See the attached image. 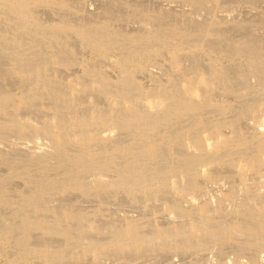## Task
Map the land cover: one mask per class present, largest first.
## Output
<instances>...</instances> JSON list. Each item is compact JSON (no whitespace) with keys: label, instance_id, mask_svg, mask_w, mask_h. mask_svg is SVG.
Returning <instances> with one entry per match:
<instances>
[{"label":"rangeland","instance_id":"1","mask_svg":"<svg viewBox=\"0 0 264 264\" xmlns=\"http://www.w3.org/2000/svg\"><path fill=\"white\" fill-rule=\"evenodd\" d=\"M66 1L67 5L64 7L55 4L37 6L35 15L38 22L45 25V22L69 21L76 22L75 24L82 23L85 26L96 25L99 21L107 22L110 35L101 42L96 51L91 43L73 32L60 31L57 37L49 38L45 36L46 33L43 30L36 33L34 31L35 34L27 31V28L19 31L15 15L3 4L4 1L0 0V90L5 92L8 90L12 93L11 95L14 94V98H17L16 103L10 100L11 105L7 107V115L0 112L2 122L8 115L10 116L7 118L10 120L7 121L10 122L8 123L10 126L6 124L7 122L4 124L0 122V125L7 126V129L0 126V130L4 132L0 133V190H2L0 192V236L3 237L0 238V264H264V246H259L252 238L250 241L247 238L249 236H244V240L243 235L229 233V235L221 236L222 240L217 237L215 240L212 233L210 234L212 239H210L206 235L208 231L200 232V230L204 231L203 227L208 229L210 226L209 228L218 229L230 222L238 221L239 223L240 220L242 225L243 222L249 225L254 221L257 222L260 216H264V164L244 171L239 167L237 159L245 153L243 152L245 150L239 149L232 143L219 145L220 134L223 137L226 135L227 140L234 142L239 141L236 136L240 135H242L240 138L250 141L257 133L255 128L264 129V103L258 104L264 100V0ZM162 27L167 28V33L176 31V34L175 31L171 33L174 36L172 42L150 38L147 44L125 38L128 34L146 33V30L151 32L155 28ZM147 47L150 49L149 53L144 54ZM214 47L217 50H214ZM173 49L175 52H171ZM54 53L57 54L53 55ZM175 56L178 57L174 60ZM215 56H217L216 61ZM56 57H59L57 58L59 60ZM20 58L26 62L22 63ZM32 58L36 60V64H40L38 66L44 67L41 66L44 72H41L42 77L40 75L38 78L39 83L36 89L29 93L31 82L28 81L31 78L29 73L26 75L24 70L19 73L14 66L19 67L18 64H20V68L22 65L24 66L22 68H25L27 65L24 64H27V61L29 63ZM120 58H124L125 63ZM53 59L60 62L52 63ZM215 62L216 67H224L227 73L222 80L218 79L214 84L215 89L212 92L214 99L207 102L204 110H201V115L187 113L161 125L153 131L154 133H149V136L143 132L144 130L140 131L145 135H142L140 131L138 133L137 128L127 129V131L115 128L116 122L112 119L114 117L112 113L115 114L118 111L117 104L120 111L125 107V104H121V97H126V101L133 102L138 108H142L148 97L153 96L151 94L165 90L179 93L182 88H186L184 85L195 74L210 73V67L213 68ZM95 84L100 86V90L94 88ZM19 93L26 96L21 94L19 96ZM151 97L150 99L153 98ZM110 98L113 100L115 98L117 102L114 101L111 105ZM26 99L28 101L25 102ZM21 102L24 106H20L19 109ZM8 103L5 105L8 106ZM220 106L226 108L219 109ZM114 107L117 111L113 109L111 112ZM8 112L13 113L8 114ZM17 112L19 115L16 114ZM96 113L101 116L98 120L94 117L97 116ZM107 113L108 116L105 117ZM13 116L14 119L17 118V121H23V125L19 124L20 128L16 127L17 130L11 128L15 124ZM54 116L63 117L66 120L57 119L60 121H58L60 128L64 126L63 122L68 125L67 122L71 119L76 121L71 120L70 127L65 125L66 128H70V131L69 129L67 131L71 132L67 136V141L74 132L72 129L76 127L74 129L76 133L80 130L78 127L80 121L77 120L83 117L88 121L85 123L94 136L92 143H95L96 147L104 145L105 142L110 143L107 136H111L108 139L113 141L120 139L127 141V138L131 141L130 138L133 136L132 140L135 138L138 141L140 137L144 141L149 139L151 144L156 143L155 154L149 155V158L142 162L146 168L140 162L138 166L143 167L136 168V172L140 171L141 174L143 168L148 169V171L143 169L144 181L141 180L140 174L137 176L141 182L136 176L137 178L129 183L128 188L121 184V178L124 180L129 174L127 165H124L125 162L135 158L133 154H136V157L141 155V152L137 154L136 151L146 145H143L141 139L139 140L142 144L138 141L140 145L138 149L130 150L132 152L129 153L132 156L128 155V160L126 157L121 158L124 153H120L121 156H119L116 155L118 152H113L117 160L113 158L112 161L115 163L111 161V166L105 164L104 168L98 167V161L96 166L94 165L96 169L90 166L93 170L88 168L80 172L75 170L72 172V162L69 161V157L75 154L74 149H79L73 137L70 139L71 142L69 140L70 143H66V148H69L66 155H55L53 147L48 161L45 160L44 164L33 163L29 157L32 151L39 150L37 148L41 147L51 150V146H55L54 138L49 132L50 127L45 125L50 122V126H53L49 118ZM55 117L51 119L57 124ZM199 117L204 121L196 125ZM217 120L222 121L220 126L223 134L211 131L210 127H207L211 125V121L217 122ZM76 123L77 125H73ZM43 125L46 127L44 128ZM136 129L137 133L134 131ZM180 129H189L186 137L179 138L175 135V132ZM208 138L210 140L208 141L214 144L212 152L222 156L220 165H212L211 176L206 181L198 177L197 181L200 183L196 189H182L179 193L176 192L172 188L174 181L171 180L178 178L175 180L179 182L177 184H184L187 178L183 180L185 172L181 170L183 172L181 173L180 167L176 169L180 155H185L189 151L204 155L207 152L204 141ZM216 141L218 145H215ZM223 155L226 156L225 159ZM116 161L118 165L119 161L124 164L118 166ZM115 165L119 168L126 167V171L117 166L114 169ZM117 168L119 171L123 170L121 172L124 175ZM204 168L207 166L200 169ZM200 169L196 171L198 176H200ZM194 170H196L195 167L193 173ZM144 172L149 174L145 176ZM163 172L165 174H162ZM67 173L76 176L79 187L63 192L58 186ZM100 177L102 180L108 179L109 182L106 183L107 179L103 181L104 183L102 182L104 185H109L111 181H113L111 184L115 183L109 187L105 185V191L95 189L92 183L93 181L95 184L100 183L102 181ZM47 182L45 190L55 185L54 190L43 196L40 201H35L33 196L36 195V190L42 186V183ZM132 182L138 185L136 186L135 183L133 185ZM116 183L118 184L115 186ZM191 183L194 182L191 180L186 182L188 187ZM87 188L90 190L86 193ZM204 202L211 205L210 212L213 209L208 217L197 213V206ZM37 203H41L40 205L47 209L43 216L36 211ZM64 210H67L66 215H63ZM67 215L70 217L64 219ZM253 216L258 218L255 219ZM131 218L133 221L130 222ZM28 221L34 223L29 224ZM37 222H40L39 225L50 223L54 232L47 234L44 228L37 227ZM127 223L138 226L136 228L138 239L135 237L136 239L133 240L131 237L132 241H130L128 237L127 240L130 242L126 239L121 240L125 238L123 228L124 226L126 228ZM139 225L142 233L138 229ZM196 227L201 234L196 231L198 230ZM66 228L76 241L68 242L64 237L56 234V230L63 231ZM176 229L179 234L175 231ZM194 231L198 234L195 235ZM139 232L149 239L139 236ZM149 233V236L153 235L154 239L147 236ZM74 234L79 236L75 237ZM118 235L120 238L124 236L120 240H118L119 237L115 240ZM24 236H27V239L21 242ZM141 237L143 241L146 240L145 242L150 244L145 243V245L140 240ZM95 239H99L101 243L107 242L105 243L107 248L103 253L100 252L98 257H94L91 252L86 253V249L90 247L87 245ZM148 240L151 241L148 242ZM125 241L127 245H124ZM137 242L143 243L144 246ZM111 244L114 245L113 248ZM131 246L136 250L131 249ZM28 249L48 250L47 259L44 260L43 256L31 255ZM105 251L108 253L105 254Z\"/></svg>","mask_w":264,"mask_h":264},{"label":"bare ground","instance_id":"2","mask_svg":"<svg viewBox=\"0 0 264 264\" xmlns=\"http://www.w3.org/2000/svg\"><path fill=\"white\" fill-rule=\"evenodd\" d=\"M4 1V5L8 8V10L12 13V14H14L15 15V17H16V19H17V25L16 26H18V30L20 31L21 29L22 30H24V29H26L27 28V31H29V32H33L34 33V31H35V33L36 32H39V30L40 31H45V33H46V35L45 36H49V38H52V37H57V35L59 34V32L61 31V32H73V33H76L77 35H80V36H82L87 42H89V43H91L92 44V46H93V48L95 49V51L100 47V44H101V42L102 41H105V39H107L106 37H109V35H110V32H109V24L107 23V22H103V21H99L98 23H96V25H91V26H85L84 24H80V23H77V24H75V23H72V22H69V21H59V22H52V23H48V22H45V25L42 23V24H40L39 22H38V19H37V17H36V15H35V10H36V8H37V6H40V5H49V4H55V5H59V6H61V7H64V6H66L67 5V1L66 0H3ZM169 1H172V0H169ZM189 1H193V0H189ZM78 18V17H77ZM1 20V19H0ZM53 20V19H52ZM77 21V20H76ZM26 23H29V24H26ZM88 24H90V23H88ZM44 25V26H43ZM172 25V24H171ZM3 26V25H2ZM195 27H197V26H195ZM162 28H164V29H162ZM162 28H155L154 30H152L151 32H149V30H146V33H137V34H135L136 35V37H133V36H135V35H132V34H128L127 36H125V38H130L131 40H133V41H138V42H146L147 44H149V39L150 38H152V39H160V40H163V41H167V42H172L173 41V35H171V33H173L175 30H173L171 33H167L168 31L166 30L167 28H165V27H162ZM1 29V28H0ZM10 29V28H9ZM170 30L172 29V28H169ZM174 29V28H173ZM165 32H164V31ZM169 30V31H170ZM194 30V29H193ZM34 33V34H35ZM175 34H176V31H175ZM32 36V35H31ZM176 37H177V35H175ZM179 36V35H178ZM24 38V37H23ZM37 39V38H36ZM165 39V40H164ZM167 39H169V40H167ZM25 40V39H24ZM23 40V41H24ZM165 41V42H166ZM176 41V40H175ZM210 41H212L213 42V40H210ZM23 43V42H22ZM73 43V42H72ZM174 43V42H173ZM176 43V42H175ZM24 44V43H23ZM23 44H22V46H23ZM25 44H27L26 42H25ZM207 44V43H206ZM37 45V44H36ZM174 45V44H173ZM12 46V45H11ZM10 46V47H11ZM15 46H17L16 44H15ZM35 46V45H34ZM55 46V45H54ZM211 46V45H210ZM209 46V47H210ZM212 47V46H211ZM9 48V47H8ZM13 48V47H12ZM11 48V49H12ZM15 48V47H14ZM17 48V47H16ZM223 48H225V46L223 47ZM7 49V48H6ZM42 49V48H41ZM175 49V48H174ZM173 49V50H174ZM220 49V48H219ZM4 50H5V48H4ZM76 50V49H75ZM149 47H147V49L146 50H144V54H148L149 53ZM173 50H171V52H175V50L173 51ZM214 50H217V49H215V47H214ZM214 50H212V52H214ZM34 51H36V50H34ZM170 51V50H169ZM230 51V50H229ZM21 52V51H20ZM43 52V51H42ZM60 52V51H59ZM32 53V52H31ZM35 53V52H34ZM16 54V53H15ZM55 54H57V53H54L53 55H55ZM60 54V53H59ZM36 55V54H35ZM34 55V56H35ZM68 55V54H67ZM128 55V54H127ZM126 55V59L128 58V56ZM178 55H179V53H178ZM58 56V55H57ZM60 56V55H59ZM2 57V56H1ZM61 57H64V56H61ZM60 57V58H61ZM131 57V56H130ZM129 57V58H130ZM178 56H175L174 57V60L177 58ZM22 58H23V56H22ZM57 58H59V57H56V59ZM124 58H125V56H124ZM124 58H120V59H122V61H123V63H125V59ZM7 59V58H6ZM21 59V58H20ZM45 59V58H44ZM43 59V60H44ZM53 59L52 60V63H55L56 64V62H58L57 60H59V59ZM216 59H217V56H215V61H216ZM17 60V59H16ZM23 59H21L20 61H22ZM47 60V59H46ZM129 60H132V59H129ZM5 61V60H4ZM34 61V62H33ZM36 60H33V58H32V60H30L29 61V63H28V61H27V64H24L26 67L25 68H22V67H24L22 64V66H21V68H20V64H18V63H16V65L18 64L19 65V67H17V66H14L15 67V69L17 70V71H19V73H21V71L22 70H24V72L26 73V75L29 73V75H30V79L28 80V81H31L30 82V89H29V93H31L34 89H36V87L38 86V78H40L39 76L42 74L41 72H44V70H43V68L41 67V66H38V65H40V64H36V62H35ZM97 61V60H96ZM133 61V60H132ZM179 61V60H178ZM26 62V60H24V61H22V63H25ZM60 62V61H59ZM58 62V63H59ZM120 62V61H119ZM31 63V64H30ZM4 64V63H3ZM6 64V63H5ZM30 64V65H29ZM0 65H1V62H0ZM8 65H9V63H8ZM15 65V64H14ZM29 66V67H28ZM44 66H46V65H44ZM115 66V65H114ZM28 67V70L26 69ZM55 67V66H54ZM43 70V71H41V69ZM3 69V68H2ZM1 70V69H0ZM130 70V69H129ZM210 70H211V72L209 73H203V72H201V73H199V74H195L194 76H192L191 78H189L188 79V81H187V84L186 85H184V86H186V88H182L181 90H180V92L179 93H174L175 91H171L170 90V92H168L167 90H165L164 92H159V93H156L155 92V94H151V95H153L152 97L154 98H152L151 96V98L152 99H150V97H148V99L146 100V102H145V104L143 105V107L142 108H138L133 102L131 103L130 101H126L125 100V98L126 97H121V104H125V107L123 108V110L121 109V111L118 109V104H117V110L115 109L116 107H114V108H112L111 109V112H112V110L113 109H115L117 112L114 114V113H112V115L114 116L112 119L113 120H115V122H116V127L115 128H121V130H126L127 131V129H131L132 128V130H133V128L135 129V128H137V129H139L138 130V133H139V131L140 130H144L143 132H145V134L147 133L148 134V136H149V133H154L153 131H156L158 128H160L161 127V125H163V124H167V123H169V122H171V121H173V120H175V119H177L178 117H181V116H183V115H185V114H187V113H190V112H192V114H195V115H201V110L206 106V104H207V102H209V101H213V97H212V92L214 91V84H216L217 83V80L219 79H223L224 78V75H225V73H227V71L225 70V68L224 67H216V62H215V64H214V66H213V68H212V66L210 67ZM4 71V70H3ZM124 72H126V71H124ZM1 74V73H0ZM2 76V75H1ZM44 76V75H43ZM124 76V75H123ZM41 77H42V75H41ZM51 77H53V76H51ZM127 77V76H126ZM1 78V77H0ZM25 78H26V76H25ZM125 78H123V80H124ZM8 80V79H7ZM15 80V79H14ZM25 80H27V79H25ZM40 80V79H39ZM9 81V80H8ZM7 81V82H8ZM122 81V80H121ZM126 81V80H125ZM97 82H102V81H97ZM126 82H128V80L126 81ZM1 85L3 86V84L1 83ZM9 85V84H8ZM127 85V84H126ZM135 85V84H134ZM133 86V85H132ZM18 87V86H17ZM100 86L99 85H94V88H98V90H100V88H99ZM0 88H1V86H0ZM228 87H226V89H227ZM4 89V88H3ZM109 89V88H108ZM2 90V89H1ZM0 90V112L2 113V114H6L7 113V107H10L9 106V104L11 103L10 102V100H14L13 102L14 103H16L15 102V99L17 100V98H14L13 96H14V94L13 95H11L12 93H10V91H1ZM6 90V89H5ZM97 90V89H96ZM132 90H134V88L132 89ZM26 91V90H25ZM108 91V90H107ZM12 92V91H11ZM128 93V92H127ZM153 93V92H152ZM20 94L22 95V96H26L25 94H22V93H19V96H20ZM129 94V93H128ZM127 94V95H128ZM21 96V97H22ZM149 96V95H148ZM215 96V95H214ZM18 97V96H17ZM21 97H19V98H21ZM18 98V99H19ZM27 98H30V97H27ZM43 98V97H42ZM128 98V97H127ZM24 99V98H23ZM116 99H117V97H116ZM120 99V98H119ZM221 99V98H220ZM22 100V99H21ZM128 100V99H127ZM25 102L26 101H28L27 99L26 100H24ZM114 101L115 102H117L118 101V99H117V101L115 100V98H114V100L112 99V98H110V102H112L111 103V105L114 103ZM120 101H119V104H120ZM262 102H258V104H263L264 103V100H261ZM7 102H9L7 105L8 106H6L5 104L7 103ZM13 102H12V104H13ZM130 102V103H129ZM24 103V102H23ZM29 103V102H28ZM28 103H26V105L28 104ZM11 105V104H10ZM15 105V104H14ZM14 105L12 106V107H14ZM22 102H21V105H19V109H20V106L22 107ZM215 105H217V104H215ZM16 106H17V104H16ZM16 106H15V108H16ZM24 106V105H23ZM111 108V107H110ZM226 107L225 106H220V108L219 109H225ZM17 109V108H16ZM11 110V109H10ZM204 110V109H203ZM214 110V109H213ZM12 111H13V108H12ZM20 111V110H19ZM110 111V110H109ZM219 111H221L222 112V110H219ZM14 112H16V110H14ZM115 112V111H114ZM11 113H13V112H11ZM11 113H9L8 112V114H11ZM99 113V112H98ZM2 114H1V116H2ZM16 114H18V112L16 113ZM73 114H76V113H73ZM91 114H93V113H91ZM7 115V114H6ZM14 115V114H13ZM19 115V114H18ZM81 115V114H80ZM96 115H97V113H96ZM103 115V114H102ZM204 115V114H203ZM9 116V115H8ZM8 116H7V118H8ZM14 116H16L17 117V115H14ZM14 116H13V119H14ZM57 116V115H56ZM70 116V115H69ZM73 116V115H72ZM72 116H70V117H72ZM77 116H79V115H77ZM83 116V115H82ZM106 116H108V113H107V115H105V117ZM212 116V115H211ZM10 117V116H9ZM55 117V116H54ZM54 117H51V118H54ZM69 117V118H70ZM74 117V116H73ZM87 118H88V120H89V116L87 115L86 116ZM85 117V118H86ZM94 117H97V120H98V118L100 119L101 118V116L99 115H97V116H94ZM103 117V116H102ZM111 117V116H110ZM110 117H107V118H110ZM205 117V116H204ZM6 118V117H5ZM5 119V121L4 122H7V121H10V120H8V119ZM51 118H49L50 120L49 121H51L52 120V122H53V126L51 125L50 126V122H49V124L48 123H45V125L47 124V125H49V132H50V134L52 135V137L54 138V140L53 141H55L54 143H55V146H51V150L50 149H48V148H42L41 146V148H37V149H39V150H36V151H32L33 153H31V154H29V157H30V160L33 162V163H39V162H41V163H45L44 161L46 160V161H48L50 158V154H51V152H52V148L54 147V150H55V155H57V154H60V155H66V152H67V150L69 149V148H66L67 146H66V143L67 142H69V140L71 139V137H73L72 139H74L75 141H77V143H78V145H79V149H74V155H72L71 156V158L69 157V161L70 162H72L71 163V165H72V172H75V171H78V172H80V170H82V169H88V168H90V166H94L98 161H99V163H98V167L99 168H104L103 166H105V164H106V166L108 165L109 166V164H110V166H111V163L112 162H114V161H112L113 160V158L114 159H116L117 160V158H115V157H117L116 155H119V156H121V154L122 153H124V154H126L125 156H124V154L121 156V158L122 157H126V160H128V155H130V156H132L130 153L132 152H130V150L131 149H133V148H137V147H139L140 145H138L139 143H138V141L141 143V141L143 140V138H140L139 137V139H141V141L138 139V141H137V139H135V138H133V140H132V137L130 138L131 139V141H129L128 140V138H127V141H123V140H116V141H113V140H111V139H108V137H111V136H107V140H110V143H104V145L103 144H101L99 147H96V144H95V146H94V144L92 143V141H93V135L89 132V130L87 129L88 128V126H87V124L85 123V122H88V121H86L83 117H79V120H77V121H80V122H78L79 124H78V127L80 128V130L79 131H77V133L75 132L76 130H74V129H72L74 132H72L73 134H71V136H70V138H69V140L67 141V136H68V134H70L71 132H69L70 131V128H66V126L65 125H67L65 122H63V124H64V126H61V128H60V121L58 122L57 121V119L59 118V119H61V118H63V117H58V118H56L55 117V121H57L58 123H59V125H58V123L57 124H55L54 123V121H53V119H51ZM66 118V117H65ZM68 118V117H67ZM66 118V119H67ZM78 118V117H77ZM2 119V118H1ZM11 119V118H10ZM17 118H15L13 121L15 122V124H13L12 125V129L13 128H16V127H18V128H20V125L19 124H21V125H23V121L21 122L20 120V123H18L19 121H17L16 120ZM18 119H21V118H19L18 117ZM64 119V118H63ZM62 119V120H63ZM111 119V120H112ZM3 120H4V116H3ZM12 120V119H11ZM22 120V119H21ZM61 120V121H62ZM73 122H76L74 119H71ZM71 120L69 121V122H67L68 123V125H67V127H70V125H71ZM102 120L104 121V119L102 118ZM106 120V119H105ZM108 120V119H107ZM111 120H109V121H111ZM112 120V121H113ZM196 120V119H195ZM199 122H197L196 123V125L197 124H199L200 122L201 123H203V119L201 118V117H199ZM202 120V121H201ZM64 121H66L65 119H64ZM68 121V120H67ZM91 121H93V120H91ZM0 122H2V121H0ZM4 122H2V124H4ZM115 122H114V124H115ZM214 122V123H213ZM211 121V125L210 126H207V127H210L209 129L211 130V131H216V132H221V124H222V121H219V120H217V122L216 121ZM224 122V121H223ZM8 123H10V122H7L6 124H8ZM13 123V122H12ZM225 123V122H224ZM232 123H234L233 121H232ZM62 124V125H63ZM192 124V123H191ZM231 124V123H230ZM236 124V123H235ZM9 126H10V124H8ZM45 125H43V127L45 128L46 126ZM73 125H77V123L76 124H73ZM226 125H227V123H226ZM225 125V126H226ZM233 125V124H232ZM0 126H4V125H0ZM200 126V125H199ZM223 126V125H222ZM4 127H6V129H7V126L5 125ZM52 127V128H51ZM63 127V128H62ZM65 127V128H64ZM77 127V128H78ZM227 127V126H226ZM3 128V127H2ZM10 128V127H9ZM8 128V129H9ZM10 128V129H11ZM78 128V129H79ZM219 128H220V130H219ZM223 128H224V126H223ZM1 129V128H0ZM36 129V128H35ZM39 128H37V130H38ZM69 129V131H67ZM137 129L136 130H134L136 133H137ZM204 129H206V128H204ZM15 130V129H14ZM16 130H17V128H16ZM15 130V131H16ZM19 130V129H18ZM207 130V129H206ZM2 130H0V133H2L1 132ZM6 131V130H5ZM41 131V130H40ZM113 131V130H112ZM114 131H116V130H114ZM120 131V130H119ZM133 131V132H134ZM255 131L257 132L256 133V135L253 137V140H247V141H245V139L242 137V138H240L242 135H240V136H236V138H238L239 139V141H237V142H234V141H231V140H227V137H226V135H225V137H223L220 133V136H219V145H221L220 143H226V144H236V146H238V148L239 149H241V150H245V151H243V152H245V153H242V155H241V157H239V159H237L238 160V164H239V167L242 169V170H244V171H246V170H249V169H253V168H255V167H257V166H259V165H261V164H264V129H257V128H255ZM67 132V133H66ZM141 132V131H140ZM168 132V131H167ZM223 132V131H222ZM221 132V133H222ZM4 133V132H3ZM128 133V132H127ZM142 133V132H141ZM170 133V132H169ZM189 133V129H180V130H177L176 132H175V135H177V137H186V135ZM134 134V133H133ZM144 133H142V135H145ZM146 134V135H147ZM223 134V133H222ZM255 134V133H254ZM121 135V134H120ZM138 136V135H137ZM139 136H141L140 134H139ZM135 137H136V135H135ZM123 138V137H122ZM138 138V137H137ZM145 138H146V136H145ZM147 138H149V137H147ZM124 139V138H123ZM126 140V139H125ZM209 140V138L208 139H206L204 142H205V145H206V148H207V152L206 153H204V155H200V153L199 154H197L198 152H195V151H189L187 154H183V155H180V158H179V162L177 163V165H178V167L176 168V169H178L179 167H180V172H181V170L183 171V172H185V173H183V172H181V173H183V175L185 174V177L183 176L182 177V175H181V177H182V179L184 180L186 177V179L184 180V182H183V180H182V182L184 183V184H177V183H179V182H176L175 180H178V178L176 179H172L171 181H174V182H172V183H174V187H173V185H172V188H174L175 189V191L176 192H180V191H182V189H185V190H191V189H196V187L199 185V183L200 182H198L197 181V179H198V177H200V179H203L204 181H206V179H208L210 176H211V172H212V165H220V163H221V161H222V156L221 155H219V154H217L216 152H212V147H214L213 145V143H212V141L211 142H209L208 141ZM218 140V139H217ZM73 141V140H72ZM144 141V140H143ZM142 141V143H143V145L144 144H146V145H144V147L143 148H139L140 150H142V151H136V149H135V151L137 152V154H139L138 152H141V155H142V157H141V155L139 154V156L137 155V157L139 158H137L136 157V154H133L134 153V150H133V155L135 156V158H133V159H131V161L129 162V160L128 161H124L125 162V164L124 165H127L126 167H128L127 168V173H129L128 174V177H126L124 180H122V178H121V181H122V183L121 184H123V186L124 187H127L128 185L130 186V182L131 181H133V179H136L137 177L139 178V176H137V175H140L141 173H137L136 172V168H137V166H138V164H139V162L140 163H142L146 158H149V155H153V153L155 154V149H154V147H156V143L155 144H151V143H149V139L148 140H146L145 139V141L143 142ZM70 142H71V140H70ZM69 142V143H70ZM68 143V144H69ZM141 143V144H142ZM217 144V141L215 142V145ZM76 145V144H75ZM77 145V146H78ZM103 145V146H102ZM137 145V146H136ZM218 145V144H217ZM95 147L96 148H101V147H103V148H101V150H96L95 149ZM24 148V147H23ZM157 148H158V146H157ZM237 148V149H238ZM138 149V148H137ZM239 149H238V151H239ZM250 149H252V150H250ZM23 150V149H22ZM25 150V149H24ZM240 150V151H241ZM117 153L118 152V154H114V153ZM130 152V153H129ZM70 152H68V154H69ZM110 153H112V155L110 154ZM121 153V154H120ZM73 154V153H72ZM115 155V157H114V155ZM170 154V153H169ZM71 155V154H70ZM240 155V154H239ZM68 156V155H67ZM118 156V157H119ZM129 156V157H130ZM133 156V157H134ZM145 156V157H144ZM159 156V155H158ZM157 156V157H158ZM52 157V156H51ZM225 155H223V159H225ZM120 158V159H121ZM142 158V159H141ZM144 158V159H143ZM104 159V160H103ZM119 159V160H120ZM124 159V158H123ZM29 160V159H28ZM106 161V162H105ZM112 161V162H111ZM157 161V160H156ZM230 161V160H229ZM117 162V161H116ZM153 162H155V161H153ZM232 162V161H231ZM115 163V162H114ZM119 163L120 164H122L120 161H119ZM127 163V164H126ZM227 163H228V161H227ZM233 163V162H232ZM117 165H118V162L116 163ZM119 164V165H120ZM122 164V165H123ZM144 163H142V165H143ZM114 165V164H113ZM117 165H115V168L114 169H116V166ZM118 165V166H119ZM172 165V164H171ZM96 166V165H95ZM95 166H94V168H95ZM117 166V167H118ZM144 166V165H143ZM143 166H138V167H143ZM203 166H207V168H204V169H200V168H203ZM121 167V166H120ZM124 167V166H123ZM126 167H124V168H119V169H123V170H125V168ZM145 167V166H144ZM194 167L196 168V170H194L195 172L197 171V170H201V172H200V176H198L199 174H197V172L195 173H193V169H194ZM117 168V169H118ZM146 168V167H145ZM145 168H143V169H145ZM174 168V167H173ZM199 168V169H198ZM91 169V168H90ZM96 169V168H95ZM110 169H112V168H110ZM119 169H118V171H119ZM142 168H140V170H141ZM143 169H142V174H143ZM75 170V171H74ZM91 170H93V169H91ZM102 170V169H101ZM123 170H120L119 172H121V171H123ZM146 170V169H145ZM126 171V170H125ZM146 171H148V169L146 170ZM175 171H178V170H175ZM71 172V171H70ZM95 172V171H94ZM97 172V171H96ZM95 172V174H98V173H96ZM101 172V171H100ZM118 172V173H119ZM102 173V172H101ZM100 173V174H101ZM126 173V172H125ZM144 173H146V172H144ZM99 174V175H100ZM120 174V173H119ZM121 174L122 175H124V173H122L121 172ZM141 174V175H142ZM149 173L147 172L146 174H145V176L146 175H148ZM162 174H165V172H163ZM99 175H97V176H99ZM102 175H104V174H102ZM206 175H208V176H206ZM101 176V175H100ZM137 176V177H136ZM144 175H142V177H141V180L143 179V178H145V177H143ZM164 176V175H163ZM178 176V175H177ZM206 176V177H205ZM101 177H103V176H101ZM100 177V178H101ZM123 177V176H122ZM180 177V176H179ZM76 178V176H74V175H72V173H67L66 174V176H65V178H64V180L62 181V183L58 186L59 187V190L60 191H70V190H74V189H77L79 186V184H78V179H75ZM164 178V177H163ZM162 178V179H163ZM105 179H107V178H105ZM104 179V180H105ZM101 180H102V178H101ZM104 180H102L100 183H98V184H95V182L93 181V185H92V187L95 185V189L97 188V189H100V191L102 190H104V189H106V188H104L105 187V185H108V184H103L105 181ZM141 180H140V178H139V181L141 182ZM167 180V179H166ZM181 180V179H180ZM189 180H191V182H194V183H191V186L190 187H188L187 186V184H186V182L187 181H189ZM97 181H98V179H97ZM104 181V182H103ZM143 181H144V179H143ZM50 182V181H49ZM103 182V183H102ZM107 182H109L108 181V179H107V181H106V183ZM111 182H113V181H111ZM111 182L109 183V185H112V184H114V183H112L111 184ZM137 182V181H136ZM182 182H180V183H182ZM102 183V184H101ZM134 183L135 182H132V184L134 185ZM138 183V182H137ZM41 184V183H40ZM39 184V185H40ZM48 184V182L47 183H45V184H43L42 183V186H38L39 188L36 190L37 192H35V194L36 195H34L33 197H34V199H35V201H40V199H43V196L45 197L47 194H49V193H51V190H54V186L52 187V186H50V187H48V188H46V190H45V185H47ZM49 184H51V183H49ZM78 184V185H77ZM85 184V183H84ZM83 184V185H84ZM118 183H116L115 184V186L117 185ZM136 184V183H135ZM109 185H108V187H109ZM138 184H136V186H137ZM157 185V184H156ZM86 186V185H85ZM89 186V185H88ZM114 186V187H115ZM123 186H121V188L123 187ZM135 186V187H136ZM158 186H160V184L158 183ZM36 187V186H35ZM87 187V186H86ZM107 187V186H106ZM111 187V186H110ZM113 187V186H112ZM161 187V186H160ZM91 188V187H90ZM128 188V187H127ZM131 188L133 189L134 187H132V185H131ZM156 188H158V187H156ZM164 189H166L165 187H163ZM36 189V188H35ZM57 189V188H56ZM93 189V188H92ZM92 189H91V191H92ZM110 189V188H109ZM118 189V188H117ZM161 189V188H160ZM163 189V190H164ZM90 190V189H86V193L88 192V191ZM125 190H127L128 191V189H125ZM105 191V190H104ZM115 191H116V188H115ZM129 191H131V189L129 190ZM0 192H2V190H0ZM172 193H173V191H172ZM190 196V195H189ZM31 197V196H30ZM39 203V202H38ZM37 203V212L38 213H41V215L43 216V214L47 211V209H46V207L44 208V207H42L40 204H38ZM172 205V204H171ZM175 205H176V203H175ZM211 205L208 203V202H204V203H201L200 205H198L197 206V209H198V212L197 211H195V212H197V213H199V214H202L203 216H206L207 215V217H208V215H209V208L211 209V207H210ZM65 208V207H64ZM213 208H215V206L213 207ZM239 209V208H238ZM237 209V210H238ZM213 210V209H212ZM212 210H211V212H212ZM65 211H67V210H64V212H63V215H66V213H65ZM210 212V213H211ZM214 212H215V209H214ZM173 214V213H172ZM70 217V215H67L66 217H64V219H68ZM254 217V216H253ZM257 217V216H256ZM256 217H254L255 219H256ZM128 218H130V217H128ZM236 218V217H235ZM235 218H233V220L235 219ZM258 218V217H257ZM260 218V219H259ZM258 218V221L257 222H253V224H250L249 222V225L247 224V223H245L244 224V222H243V225L240 223V221H239V223H238V221H237V223L234 221V223L232 222H230V224H227V225H223L222 227H219L218 229H213L212 227L211 228H209L208 227V229L207 228H205V227H203V229L202 230H204V231H201L200 230V232H205V230H206V235H208V237L210 238V239H212V235H214L215 237V240H217L216 239V237L219 239V238H221V236L223 237L224 235H229V233H235L236 235H243V239H244V236H249V237H247V238H249V240H250V238H252L253 239V241H255L259 246H264V216L263 217H259ZM132 219V218H131ZM175 219V218H174ZM198 220H200L199 218H197ZM254 219V220H255ZM205 220V219H204ZM231 220V219H230ZM229 220V221H230ZM129 221V220H128ZM128 221H126V222H128ZM131 221H133V219L132 220H130V222ZM202 222H203V219L201 220ZM135 222V221H134ZM133 222V224H135ZM196 222V221H195ZM194 222V223H195ZM206 222V221H205ZM247 222V221H246ZM28 223L29 224H33L34 222H29L28 221ZM125 223V222H124ZM193 223V224H194ZM199 223V222H198ZM252 223V222H251ZM38 226V228L39 229H45L47 232V234H52L53 232H54V230H53V227H51V224L49 223L48 225H47V223L46 224H44V225H39L40 224V222H37L36 223ZM126 224V223H125ZM124 224V225H125ZM128 225L126 226V228H125V226H124V228H123V230L125 231V238H120L119 237V235L118 236H116V239L115 240H117V238L119 237V239L118 240H122V241H124L125 239L127 240L128 239V237H130V239H128V240H130V241H132V238L131 237H133V240L134 239H136L137 238V236L136 235H138L137 234V230H136V228L138 227H135L132 223H127ZM137 224H138V222H137ZM204 224H206V223H204ZM225 224V223H224ZM247 224V225H246ZM178 226V225H177ZM200 226V225H199ZM198 226V227H199ZM201 226H203V224L201 225ZM207 226V225H206ZM176 227V226H175ZM198 227H196L197 229H198ZM194 228V227H193ZM200 228V227H199ZM205 228V229H204ZM138 229H140V225H139V228ZM179 229V228H178ZM201 229V228H200ZM122 230V231H123ZM152 232V234H153V232H154V229L153 230H151ZM176 232L178 231L177 229L175 230ZM180 231V230H179ZM196 231H198L199 232V229L198 230H196ZM140 232H141V229H140ZM140 232H139V236H142V237H146V235L144 236L143 234L141 235L140 234ZM175 232V233H176ZM198 232H196L197 234H198ZM199 232V233H200ZM123 233V232H122ZM142 233V232H141ZM195 233V231H194V234L195 235H197ZM204 233V234H205ZM212 233V235H211V237H210V234ZM56 234H58V235H60V236H62V237H64L65 238V240L66 241H68V242H72V241H76L75 239H74V236L72 235V233H70L69 232V229L68 228H66V229H64L63 231L62 230H60V229H58V230H56ZM78 234H80V233H78ZM78 234H74L75 235V237H78L79 235ZM158 234V233H157ZM177 234H179V232H177ZM201 234V233H200ZM203 234V235H204ZM234 234V235H235ZM150 235V233L149 234H147V236H149ZM206 235H204L205 236V238H206ZM230 235H233V234H230ZM126 236H127V238H126ZM153 235H151V236H149V237H152ZM158 236V235H157ZM191 236V235H190ZM201 236V235H200ZM136 237V238H135ZM142 237H141V241L145 244L146 242L145 241H143L142 240ZM154 237V236H153ZM152 237V238H153ZM193 237H195L194 235H193ZM229 237V236H228ZM230 237H232V236H230ZM0 238H3L2 236H0ZM115 238V237H114ZM139 238V237H138ZM137 238V239H138ZM159 238V237H158ZM161 238V237H160ZM190 238V237H189ZM191 238H192V236H191ZM196 238V237H195ZM199 238V237H198ZM202 238H204V237H202ZM27 239V236H24L22 239H21V242H23L24 240H26ZM146 239H149L148 237H146ZM151 239V238H150ZM154 239V238H153ZM153 239H151V240H153ZM224 239H226V238H224ZM99 240V239H98ZM98 240H91L90 241V243L87 245V247H89V245H90V247L88 248V249H86V250H84V251H86V253H90L91 252V254H93V256L94 257H98V255L100 254V252H102L103 253V251L107 248V244L105 245V243H107V242H100V241H98ZM127 240V242H130V241H128ZM140 240H137L138 242H140ZM150 240V241H151ZM186 240H188L187 238H186ZM221 240H222V238H221ZM245 240V239H244ZM248 240V239H247ZM246 240V241H247ZM248 240V241H249ZM149 240H148V242H150ZM157 241H158V239H157ZM220 241V240H219ZM250 241H252V240H250ZM120 242V241H119ZM127 242L125 241V243H124V245H127ZM134 242H136V241H134ZM137 242V244H140V243H138ZM141 242V243H142ZM122 243V242H121ZM143 243L142 244H140V245H143ZM255 243V244H256ZM136 244V245H137ZM146 244H150V243H146ZM145 244V245H146ZM108 245H109V243H108ZM116 245V244H115ZM123 245V244H122ZM131 245V244H130ZM130 245H128V246H130ZM140 245L138 246V248L140 249ZM111 246H112V244H111ZM135 246V245H134ZM144 246V245H143ZM142 246V247H143ZM109 248H111L110 246H108ZM114 247V245L112 246V248ZM136 247V246H135ZM135 247H132L131 246V249H133V250H136V249H134ZM85 248V247H84ZM120 248H121V245H120ZM126 248H128V247H126ZM130 248V247H129ZM91 249V250H90ZM116 249V248H115ZM118 249V248H117ZM122 249V248H121ZM121 249H119V250H121ZM133 250H131V251H133ZM31 255H33V256H43V258H44V260H46L47 258V254H48V250H45V249H42V250H38V249H28L27 250ZM109 251V250H108ZM126 251V250H125ZM130 251V252H131ZM120 252V251H119ZM127 252V251H126ZM134 252V251H133ZM105 254L106 253H108V252H104ZM103 255V254H102ZM102 255H100V256H102ZM29 264V263H28Z\"/></svg>","mask_w":264,"mask_h":264}]
</instances>
